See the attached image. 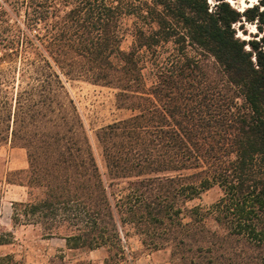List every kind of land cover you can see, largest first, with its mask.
Listing matches in <instances>:
<instances>
[{
	"label": "trees",
	"instance_id": "obj_1",
	"mask_svg": "<svg viewBox=\"0 0 264 264\" xmlns=\"http://www.w3.org/2000/svg\"><path fill=\"white\" fill-rule=\"evenodd\" d=\"M64 77L112 84L134 112L97 134L107 180ZM11 137L29 162L15 224L107 248L103 264H137L130 233L171 264H264V0H0V143ZM213 186L216 201L189 205Z\"/></svg>",
	"mask_w": 264,
	"mask_h": 264
},
{
	"label": "rangeland",
	"instance_id": "obj_2",
	"mask_svg": "<svg viewBox=\"0 0 264 264\" xmlns=\"http://www.w3.org/2000/svg\"><path fill=\"white\" fill-rule=\"evenodd\" d=\"M235 1V7L240 10L249 7L245 6V0ZM257 3L258 0L247 1L249 5ZM132 26L133 18L126 17L122 42V49L125 51L130 50L134 42ZM248 28L250 32L256 31L252 25H248ZM202 61L210 72H216L213 58L202 57ZM64 82L66 90L80 114L100 171L107 180L106 161L97 134L101 128L127 118L134 112L118 105L116 97L118 90L112 84L94 83L87 78L71 79L68 77H64ZM28 168V155L25 148L13 142L12 137L0 143V240L3 242V244L0 243L3 245L0 247V256L15 255L13 261L7 260L4 264H74L80 261L103 264L109 254L107 248L86 252L70 250L67 248L64 238L44 236L40 224H24L28 220L23 216L17 224L12 221L13 205L11 203L29 201L30 198V189L22 184L25 177L21 173V170ZM35 193L37 197L42 196L41 189H36ZM219 196L218 186H213L206 190L201 198L189 202V205L198 203L210 205ZM28 222H32V220ZM128 246L134 252L137 264H171L169 250H147L140 237L134 233H130L128 237Z\"/></svg>",
	"mask_w": 264,
	"mask_h": 264
},
{
	"label": "bare ground",
	"instance_id": "obj_3",
	"mask_svg": "<svg viewBox=\"0 0 264 264\" xmlns=\"http://www.w3.org/2000/svg\"><path fill=\"white\" fill-rule=\"evenodd\" d=\"M247 1H256V0H245V4H246L245 6H249L250 7V6H253V5L247 4ZM230 2L235 6V2H236L235 0H230Z\"/></svg>",
	"mask_w": 264,
	"mask_h": 264
},
{
	"label": "crops",
	"instance_id": "obj_4",
	"mask_svg": "<svg viewBox=\"0 0 264 264\" xmlns=\"http://www.w3.org/2000/svg\"><path fill=\"white\" fill-rule=\"evenodd\" d=\"M23 198H24V196H23ZM11 204H12V203H11ZM12 230H13V229H12ZM1 246H3V245H0V247H1ZM0 255H1V254H0Z\"/></svg>",
	"mask_w": 264,
	"mask_h": 264
},
{
	"label": "snow or ice",
	"instance_id": "obj_5",
	"mask_svg": "<svg viewBox=\"0 0 264 264\" xmlns=\"http://www.w3.org/2000/svg\"><path fill=\"white\" fill-rule=\"evenodd\" d=\"M253 31H255V29H253Z\"/></svg>",
	"mask_w": 264,
	"mask_h": 264
}]
</instances>
